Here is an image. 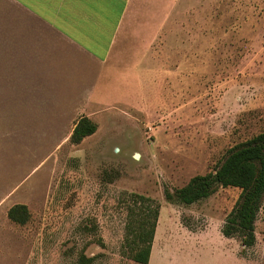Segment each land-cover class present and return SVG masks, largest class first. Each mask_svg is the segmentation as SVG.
Returning <instances> with one entry per match:
<instances>
[{
  "label": "rangeland",
  "instance_id": "1",
  "mask_svg": "<svg viewBox=\"0 0 264 264\" xmlns=\"http://www.w3.org/2000/svg\"><path fill=\"white\" fill-rule=\"evenodd\" d=\"M108 66L103 102L74 95L61 111L0 78V264H140L132 193L161 205L149 264H264V202L247 247L222 233L239 187L165 198L264 131V0H131ZM82 116L98 129L75 144ZM17 203L24 225L8 216Z\"/></svg>",
  "mask_w": 264,
  "mask_h": 264
},
{
  "label": "crops",
  "instance_id": "2",
  "mask_svg": "<svg viewBox=\"0 0 264 264\" xmlns=\"http://www.w3.org/2000/svg\"><path fill=\"white\" fill-rule=\"evenodd\" d=\"M130 1L0 0V32L9 34L0 40V78L19 96L58 97L46 103L48 111L66 110L74 95L82 97L81 106L103 102L112 81L108 62Z\"/></svg>",
  "mask_w": 264,
  "mask_h": 264
},
{
  "label": "trees",
  "instance_id": "3",
  "mask_svg": "<svg viewBox=\"0 0 264 264\" xmlns=\"http://www.w3.org/2000/svg\"><path fill=\"white\" fill-rule=\"evenodd\" d=\"M98 129V123L82 116L70 136L72 143L82 140ZM239 187L241 192L226 217L222 233L226 237H238L244 246L256 242V221L264 202V131L232 146L213 170L193 176L185 185L173 191L165 190L168 201L193 204L208 198L218 187ZM129 207L130 226L126 238L132 258L140 264H149L160 216L161 205L151 197L131 194ZM9 218L24 225L31 213L26 204L17 203L8 211ZM94 257L80 254L78 264H93Z\"/></svg>",
  "mask_w": 264,
  "mask_h": 264
},
{
  "label": "water",
  "instance_id": "4",
  "mask_svg": "<svg viewBox=\"0 0 264 264\" xmlns=\"http://www.w3.org/2000/svg\"><path fill=\"white\" fill-rule=\"evenodd\" d=\"M138 156V155H137Z\"/></svg>",
  "mask_w": 264,
  "mask_h": 264
}]
</instances>
